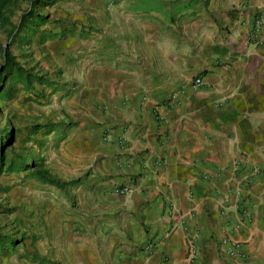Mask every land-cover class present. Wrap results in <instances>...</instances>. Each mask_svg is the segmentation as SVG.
<instances>
[{
  "label": "crops",
  "instance_id": "obj_1",
  "mask_svg": "<svg viewBox=\"0 0 264 264\" xmlns=\"http://www.w3.org/2000/svg\"><path fill=\"white\" fill-rule=\"evenodd\" d=\"M91 6L69 16L63 52L77 58L68 151L89 169L98 214L72 258L264 264V0H204L199 13L191 0ZM179 6L186 18L169 25Z\"/></svg>",
  "mask_w": 264,
  "mask_h": 264
},
{
  "label": "rangeland",
  "instance_id": "obj_2",
  "mask_svg": "<svg viewBox=\"0 0 264 264\" xmlns=\"http://www.w3.org/2000/svg\"><path fill=\"white\" fill-rule=\"evenodd\" d=\"M91 1L12 0L6 13L12 26L0 25V46L8 49L21 68L46 81H31L26 86L12 73L1 74L0 134L11 137L0 151V264H41L40 258L45 260L43 264H77L69 245L81 246L84 238L96 236L95 227L84 226L85 220L91 223L98 217L91 209L93 185L85 182L89 169L76 167L72 161L75 155L68 151V133L77 124L69 115L73 108L68 107L76 87L65 78L77 68V58L63 53L74 39L67 28L69 16L89 15L84 10L92 8ZM191 1L197 4L196 13L202 12L204 0ZM182 9L173 8L180 15L173 22L169 20V25L186 18ZM29 13L45 18L32 34L23 33L36 22ZM22 18V33L16 34L15 27ZM167 29L171 31L165 25ZM8 30L13 32V39H7ZM163 42L172 44L166 35ZM2 54L0 50V72ZM8 89L9 96L2 97ZM14 159L16 164L19 160L26 162V168L9 170V162ZM33 166L65 185L57 189L36 180ZM9 239L14 240L12 249Z\"/></svg>",
  "mask_w": 264,
  "mask_h": 264
},
{
  "label": "trees",
  "instance_id": "obj_3",
  "mask_svg": "<svg viewBox=\"0 0 264 264\" xmlns=\"http://www.w3.org/2000/svg\"><path fill=\"white\" fill-rule=\"evenodd\" d=\"M12 0H0V25L1 26H12L11 22L9 21V16L6 14L10 5H11ZM30 14V13H29ZM32 17V20L35 19V24H32V26L28 29H25V31L23 33L26 34H32L35 31V27L40 26L44 23L45 18L42 16H37L35 14H30ZM27 17V16H26ZM25 18H22L21 21L19 22V24L15 27L16 34L22 33L21 32V27H23ZM48 35H50L48 33ZM13 32L11 30H8L7 32V39H13ZM0 50L2 51V56H1V60H2V71L0 72V83L3 82V77L1 76V74L3 72H8V73H12V75L18 79V81H21L24 85L28 86L30 85L31 81H38L40 84H44L46 83V81L41 78V77H35L32 76L30 73H28L26 70H24L23 68H21L15 61L13 56L10 54V52L8 51L7 48H2L0 46ZM2 89V86L0 85V90ZM9 89L6 90L5 92H3L2 97H4V95H7L6 97L9 96ZM11 137L10 134H0V151L3 148V146L5 145V143L7 142V139L9 140ZM17 159L11 160L9 162V166L8 169L11 170L13 167L19 168V169H25L27 166V163L24 162L23 160H19V164H16ZM34 165V164H33ZM34 169L32 170V176L45 184L51 185L53 187H56L57 189H61L63 187V185H65L62 182H59L57 180H55L54 178L50 177L47 173L46 170L40 168V167H36L33 166ZM8 244L10 249H12L13 244H14V240L9 239L8 240ZM40 263L43 264L45 262V260L43 258L39 259ZM54 264V263H51Z\"/></svg>",
  "mask_w": 264,
  "mask_h": 264
},
{
  "label": "built area",
  "instance_id": "obj_4",
  "mask_svg": "<svg viewBox=\"0 0 264 264\" xmlns=\"http://www.w3.org/2000/svg\"><path fill=\"white\" fill-rule=\"evenodd\" d=\"M260 25H261V19L260 18L256 19L255 22H254V32L255 33L259 29ZM192 85L194 87H200L202 85L200 78H196L193 81ZM127 192H128V189L125 186H123V187H121V186L120 187H115L113 189V193L116 194V195H125ZM242 212L244 214V210ZM221 244L225 246L226 254H228L229 256H232V257H238V245H237V243L229 241L226 238H224L221 241ZM192 258H193V251L191 250L189 258L187 260L191 261Z\"/></svg>",
  "mask_w": 264,
  "mask_h": 264
}]
</instances>
